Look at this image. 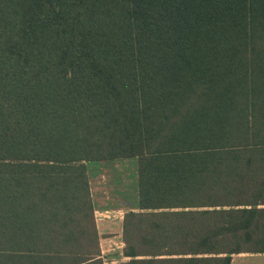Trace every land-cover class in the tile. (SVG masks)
<instances>
[{
    "label": "trees",
    "instance_id": "trees-1",
    "mask_svg": "<svg viewBox=\"0 0 264 264\" xmlns=\"http://www.w3.org/2000/svg\"><path fill=\"white\" fill-rule=\"evenodd\" d=\"M128 157L124 264L264 252V0H0V264H103L86 163Z\"/></svg>",
    "mask_w": 264,
    "mask_h": 264
},
{
    "label": "crops",
    "instance_id": "crops-1",
    "mask_svg": "<svg viewBox=\"0 0 264 264\" xmlns=\"http://www.w3.org/2000/svg\"><path fill=\"white\" fill-rule=\"evenodd\" d=\"M93 166V164L86 163L88 191L92 204V217L97 235V246L102 258L105 254L112 251L119 256L121 255V249L123 247V218L128 211H136V204L134 201L128 204L126 200L123 199V194L128 188V184L124 181L123 177L119 180V184L114 185L115 187L106 183L112 178V176H110L111 174L109 175L110 178L106 175V170L114 166L106 165V167L100 168L98 172L94 173L92 178L89 179L88 171H93ZM93 188L95 189V194L97 193L96 197L93 195ZM124 188L125 191H123ZM251 258H256L255 262L258 264H261L260 262L264 264V252L231 254L229 264H250V262H245V259L250 261ZM258 258H262L261 261L258 260ZM126 259L127 257L125 256L121 257V261Z\"/></svg>",
    "mask_w": 264,
    "mask_h": 264
},
{
    "label": "rangeland",
    "instance_id": "rangeland-1",
    "mask_svg": "<svg viewBox=\"0 0 264 264\" xmlns=\"http://www.w3.org/2000/svg\"><path fill=\"white\" fill-rule=\"evenodd\" d=\"M105 163V164H101ZM88 164H93L94 170L88 171V177L89 179L92 178L94 173H97L100 168L106 167V165L114 166L110 167L106 170V175L112 176L110 180H108L106 183L112 187H115V184H119V180L123 177L124 181L128 184L127 191L123 194V199L126 200L128 204H130L132 201L136 204V158L135 157H128V158H120V159H112V160H105V161H99V162H89ZM101 165V166H100ZM110 178V177H109ZM95 183V181H94ZM125 191V188L124 190ZM93 195L94 197L97 196V193L95 194V189L93 188ZM179 249H184L186 247L184 244L181 246H177ZM121 255H117L115 252H108L105 254L102 258L103 264H124L129 258L127 257L126 260L121 261ZM262 258H258V260L261 261ZM113 261V262H110ZM256 258H251L250 261L245 259V262L250 264H258L255 262ZM263 264V262H260Z\"/></svg>",
    "mask_w": 264,
    "mask_h": 264
}]
</instances>
